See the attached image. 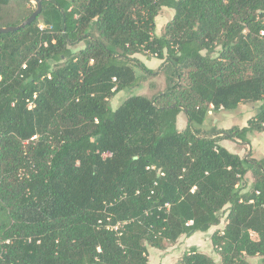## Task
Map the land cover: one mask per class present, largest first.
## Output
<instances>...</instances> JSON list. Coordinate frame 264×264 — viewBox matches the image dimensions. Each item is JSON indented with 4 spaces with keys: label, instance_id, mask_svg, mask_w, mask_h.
<instances>
[{
    "label": "trees",
    "instance_id": "16d2710c",
    "mask_svg": "<svg viewBox=\"0 0 264 264\" xmlns=\"http://www.w3.org/2000/svg\"><path fill=\"white\" fill-rule=\"evenodd\" d=\"M42 3L0 33V264H150L148 244L208 231L224 211L220 260L192 246L176 264H264V160L221 143L264 132V0ZM163 7L175 13L157 35ZM34 10L0 0V27ZM142 52L161 69L135 65ZM160 70L163 91L112 107ZM246 101L261 102L247 125L204 128Z\"/></svg>",
    "mask_w": 264,
    "mask_h": 264
},
{
    "label": "rangeland",
    "instance_id": "374dc122",
    "mask_svg": "<svg viewBox=\"0 0 264 264\" xmlns=\"http://www.w3.org/2000/svg\"><path fill=\"white\" fill-rule=\"evenodd\" d=\"M36 8V2H33ZM175 10L171 7H163L160 14L156 17V34L161 35L165 31V27L169 21L173 18ZM84 46V42H79L74 48H81ZM139 61L145 63L148 67L158 70L161 69L163 60L157 58L155 55L147 53H137L134 58V64L138 65ZM137 74L143 76V73L139 67H135ZM157 75L149 74L144 76V80L140 86L133 88H126L123 91L117 93L111 99V105L117 108L126 98L134 94H144L149 97H153L157 93L163 91L166 88V75L162 70ZM261 104L260 101H246L242 102L235 110L221 109L219 111H213L209 114V126L212 127L213 118H219L217 126L232 127L233 125H239L240 127L247 125L248 120L253 117L257 111V108ZM186 115L182 113V118ZM187 118V117H186ZM182 120H180V125ZM222 144L230 149L232 152L238 153L241 157L247 155L252 156L259 160H264V132L254 131L250 135V143L242 142L239 140L224 139ZM247 180L251 185L254 178L252 173H248ZM227 211L222 213L221 222L218 225L212 226L208 231L196 233L183 234L176 242H166L164 248H156L148 244L149 251V263L150 264H176L183 256V254L192 246H196L201 252L212 255L216 260H220L219 253L215 250L212 243V234L219 229H223L227 223ZM251 262L256 263L259 261L258 257H249Z\"/></svg>",
    "mask_w": 264,
    "mask_h": 264
},
{
    "label": "water",
    "instance_id": "95a60500",
    "mask_svg": "<svg viewBox=\"0 0 264 264\" xmlns=\"http://www.w3.org/2000/svg\"><path fill=\"white\" fill-rule=\"evenodd\" d=\"M29 1L36 2V4H37L34 12L19 25L0 27V33H6V32H10V31L20 30L21 28H24V27L32 24L38 18V16L42 13V10H43L42 0H29Z\"/></svg>",
    "mask_w": 264,
    "mask_h": 264
},
{
    "label": "crops",
    "instance_id": "0c3cea01",
    "mask_svg": "<svg viewBox=\"0 0 264 264\" xmlns=\"http://www.w3.org/2000/svg\"><path fill=\"white\" fill-rule=\"evenodd\" d=\"M114 108V107H113ZM182 113H184V112H181L179 115H178V128L180 129V130H183L186 126H187V124H188V118H182ZM185 114V113H184ZM186 115V114H185ZM180 120H182V124L180 125ZM209 116H208V118H207V120H206V122H205V126H204V128H210V127H208L209 126ZM219 121V118H217V117H215V118H213V124H212V126H217V122ZM245 126V125H244ZM218 128H227V127H225V126H217ZM229 128V127H228ZM223 141V140H222ZM222 143V142H221Z\"/></svg>",
    "mask_w": 264,
    "mask_h": 264
},
{
    "label": "built area",
    "instance_id": "2783aa9c",
    "mask_svg": "<svg viewBox=\"0 0 264 264\" xmlns=\"http://www.w3.org/2000/svg\"><path fill=\"white\" fill-rule=\"evenodd\" d=\"M40 28L43 30L44 29V25L40 24ZM23 68H26V63L23 65ZM30 107H32V104L30 105ZM213 112L210 111V114H212Z\"/></svg>",
    "mask_w": 264,
    "mask_h": 264
}]
</instances>
